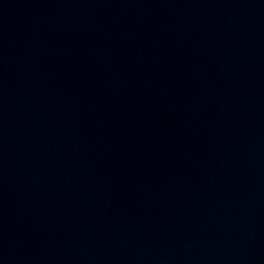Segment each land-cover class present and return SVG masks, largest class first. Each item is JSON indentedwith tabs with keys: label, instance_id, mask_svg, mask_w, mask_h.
Returning <instances> with one entry per match:
<instances>
[{
	"label": "water",
	"instance_id": "obj_1",
	"mask_svg": "<svg viewBox=\"0 0 264 264\" xmlns=\"http://www.w3.org/2000/svg\"><path fill=\"white\" fill-rule=\"evenodd\" d=\"M0 264H264V0H0Z\"/></svg>",
	"mask_w": 264,
	"mask_h": 264
}]
</instances>
